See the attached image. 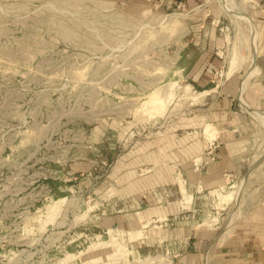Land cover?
<instances>
[{"label":"rangeland","instance_id":"rangeland-1","mask_svg":"<svg viewBox=\"0 0 264 264\" xmlns=\"http://www.w3.org/2000/svg\"><path fill=\"white\" fill-rule=\"evenodd\" d=\"M253 6L0 0V264H211L213 233L264 182ZM219 94L240 163L207 191L190 171L214 154Z\"/></svg>","mask_w":264,"mask_h":264},{"label":"crops","instance_id":"crops-1","mask_svg":"<svg viewBox=\"0 0 264 264\" xmlns=\"http://www.w3.org/2000/svg\"><path fill=\"white\" fill-rule=\"evenodd\" d=\"M254 2L252 15L257 24L259 46L264 53V0H254ZM221 95L219 94L215 99L211 108L213 113L210 112L209 118L214 120L212 122L215 124L216 134L213 139L214 148L212 147L213 149L208 152L214 154L206 164L192 167L190 171L192 184L207 191L223 185L225 176L235 174L240 163L235 149L237 134L232 121L233 98ZM253 95L255 99L251 100L256 102L252 101L250 105L247 103V108L256 104L264 110V87H261L257 80L248 88V100ZM192 231L197 234H211L205 228L199 229L197 226L192 228ZM213 234L218 235H214L206 247L211 264H264V182L251 189L238 218L235 217L234 221L230 218L219 233ZM196 246L197 244L193 249L195 252L198 251L197 248L195 249Z\"/></svg>","mask_w":264,"mask_h":264},{"label":"bare ground","instance_id":"bare-ground-1","mask_svg":"<svg viewBox=\"0 0 264 264\" xmlns=\"http://www.w3.org/2000/svg\"><path fill=\"white\" fill-rule=\"evenodd\" d=\"M240 15V14H239ZM242 17H244V19H246L248 22H249V25H250V27H251V30H252V34H253V38H254V43L256 42V35H257V33H256V31H255V27H254V24L250 21V19H248L246 16H245V14H242L241 15ZM254 43H252L253 44V47L255 46V44ZM242 47V46H241ZM255 48H256V46H255ZM254 48V49H255ZM256 50H254V52H255ZM239 52H241V51H239ZM239 52L238 51H235V52H233V54L231 55V57H229V59L227 60V70H226V72H227V75H230L231 73H232V71H233V69H235V68H237L236 66H238L237 65V63L236 62H239L238 64L240 65V62H241V60H243V56L242 55H240L239 54ZM242 54V53H241ZM255 55V54H254ZM235 67V68H234Z\"/></svg>","mask_w":264,"mask_h":264},{"label":"water","instance_id":"water-1","mask_svg":"<svg viewBox=\"0 0 264 264\" xmlns=\"http://www.w3.org/2000/svg\"><path fill=\"white\" fill-rule=\"evenodd\" d=\"M255 56H256V54H255V55L253 54V64H252L251 68H252V67L254 66V64H255V63H254ZM251 68H250V70H251Z\"/></svg>","mask_w":264,"mask_h":264}]
</instances>
